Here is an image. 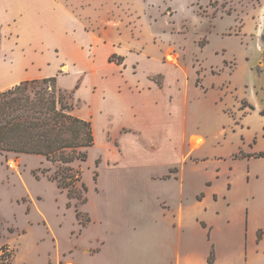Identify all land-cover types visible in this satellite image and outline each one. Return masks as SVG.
Returning a JSON list of instances; mask_svg holds the SVG:
<instances>
[{
  "label": "rangeland",
  "instance_id": "obj_1",
  "mask_svg": "<svg viewBox=\"0 0 264 264\" xmlns=\"http://www.w3.org/2000/svg\"><path fill=\"white\" fill-rule=\"evenodd\" d=\"M51 78L95 143L0 151V264L264 246V0H0L1 88Z\"/></svg>",
  "mask_w": 264,
  "mask_h": 264
},
{
  "label": "trees",
  "instance_id": "obj_2",
  "mask_svg": "<svg viewBox=\"0 0 264 264\" xmlns=\"http://www.w3.org/2000/svg\"><path fill=\"white\" fill-rule=\"evenodd\" d=\"M56 82L55 78L26 81L0 93V151L40 155L65 165L87 159V152L77 151L94 146L92 125L72 115L73 107L56 90ZM55 181L59 189H68L70 199L77 196L71 182Z\"/></svg>",
  "mask_w": 264,
  "mask_h": 264
},
{
  "label": "crops",
  "instance_id": "obj_3",
  "mask_svg": "<svg viewBox=\"0 0 264 264\" xmlns=\"http://www.w3.org/2000/svg\"><path fill=\"white\" fill-rule=\"evenodd\" d=\"M21 82H24V81H20V82L18 81V83H10L7 89H2L0 86V93L6 92L16 87L17 85H20ZM176 219L177 218L174 217V220ZM170 223L174 228L178 229L177 239L180 243L174 247L169 246L168 244L165 245V248L162 249L158 257L155 256L156 259L154 260L145 259V258L143 259L140 258L139 260H137L132 254H130V256L126 255L120 258L121 255L118 252V254L113 253L112 262L104 261L102 263L99 261H94L92 257L101 254L103 251L102 248H99L94 255L87 254L85 257H82V259L85 264H226L225 262H223L222 255L220 254L219 248L217 247L216 244L213 243V244L206 245V247L204 248H200V247L194 246L188 240L184 242L183 241L184 239L182 238V235L184 232L183 223L179 222L180 223L179 224L178 222H176V225H174L173 222H170ZM168 248L172 252L170 259H168V256H169ZM256 253H261L262 256H264V246H262L261 249L255 248L254 252H252V254L250 255H248L247 253L244 257L245 262L243 264H255V262L262 261L261 256H256L257 255ZM251 257H253V259ZM211 258L213 259L212 262H211Z\"/></svg>",
  "mask_w": 264,
  "mask_h": 264
}]
</instances>
